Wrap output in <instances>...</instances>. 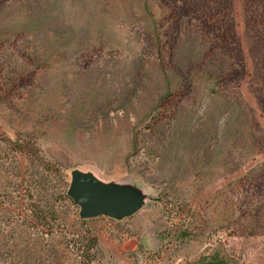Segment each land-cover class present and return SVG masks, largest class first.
<instances>
[{"label": "rangeland", "instance_id": "obj_1", "mask_svg": "<svg viewBox=\"0 0 264 264\" xmlns=\"http://www.w3.org/2000/svg\"><path fill=\"white\" fill-rule=\"evenodd\" d=\"M0 264H264V0H0Z\"/></svg>", "mask_w": 264, "mask_h": 264}, {"label": "water", "instance_id": "obj_2", "mask_svg": "<svg viewBox=\"0 0 264 264\" xmlns=\"http://www.w3.org/2000/svg\"><path fill=\"white\" fill-rule=\"evenodd\" d=\"M78 201L82 206V216L92 218L99 214L121 215L138 208L133 202L107 201L89 194H81Z\"/></svg>", "mask_w": 264, "mask_h": 264}, {"label": "trees", "instance_id": "obj_3", "mask_svg": "<svg viewBox=\"0 0 264 264\" xmlns=\"http://www.w3.org/2000/svg\"><path fill=\"white\" fill-rule=\"evenodd\" d=\"M90 240H91V244H90L91 247L97 246V244H98L97 238H95V237L93 238L92 237Z\"/></svg>", "mask_w": 264, "mask_h": 264}]
</instances>
